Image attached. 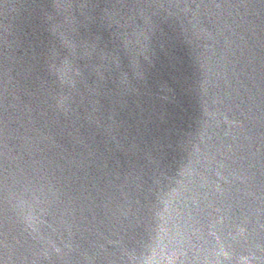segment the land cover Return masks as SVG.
I'll return each instance as SVG.
<instances>
[{
	"label": "water",
	"instance_id": "water-1",
	"mask_svg": "<svg viewBox=\"0 0 264 264\" xmlns=\"http://www.w3.org/2000/svg\"><path fill=\"white\" fill-rule=\"evenodd\" d=\"M0 264H264V0H0Z\"/></svg>",
	"mask_w": 264,
	"mask_h": 264
}]
</instances>
